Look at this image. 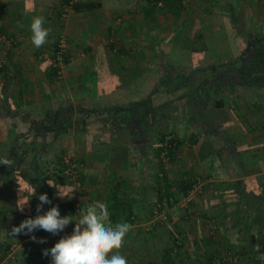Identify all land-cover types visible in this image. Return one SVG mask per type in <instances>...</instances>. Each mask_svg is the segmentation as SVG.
<instances>
[{"label": "crops", "instance_id": "obj_1", "mask_svg": "<svg viewBox=\"0 0 264 264\" xmlns=\"http://www.w3.org/2000/svg\"><path fill=\"white\" fill-rule=\"evenodd\" d=\"M66 1L0 0V159L13 162L0 166V258L16 248L9 264H52L43 250L70 235L75 223L59 235L11 233L35 218L38 197L47 194L52 203L39 214L58 206L62 217L78 222L89 205L101 201L113 224L130 223L122 252L128 264H207L227 250L237 254V264H264V88L226 76L216 84L207 80L208 71L188 79L192 67L230 64L211 60L217 49L227 50L212 43V36L224 25L233 30L231 19L239 24L236 34L250 33L256 27L246 30V20L264 19V0H165L162 7L149 0H81L65 17ZM34 16H43L52 29L39 49L30 42ZM62 38L67 48L60 79L52 59ZM163 68L204 84V100L217 98L203 104L198 93L201 105L185 109L182 119H175L183 112L178 108L159 114L156 130L176 134L179 143L166 166L156 155L155 134L150 141L139 123L126 125L101 111L120 98V90L107 94L99 85L109 69L167 76ZM224 78L231 86H224ZM44 122H52V129ZM63 158L78 161L80 186L59 173ZM196 182L202 194L188 211L179 204L186 192L179 202L167 203ZM160 201L171 220L147 231ZM213 220L219 225L215 232ZM178 233L184 246L171 254Z\"/></svg>", "mask_w": 264, "mask_h": 264}, {"label": "trees", "instance_id": "obj_2", "mask_svg": "<svg viewBox=\"0 0 264 264\" xmlns=\"http://www.w3.org/2000/svg\"><path fill=\"white\" fill-rule=\"evenodd\" d=\"M162 1L164 2L165 0ZM149 2L153 3L157 7L156 2ZM67 3L68 0L65 2V5ZM80 6L81 0L75 5L74 10L78 9ZM231 21L233 26H230L233 28V30L229 27V25H226V28L224 25V29L220 33H213L214 35L212 36L211 40L212 43L214 42L218 44V47L226 45L227 50L223 52L222 50L217 49L216 53L211 56V60H229L230 64L228 65H233L235 61L238 60L243 62L241 66L232 67L231 69L228 65H225V67H205L203 69H200V66L192 67L191 69H188V73H190L188 79H194L197 75H199V73H203V71H208L212 73L207 78V80L212 81L215 79L216 84H220L221 78L226 76L225 78H238L237 82H239L240 84H244L248 87L253 85L256 86V88H264V35H262L261 33H257L255 30H252L250 33H248V31L244 32L243 30L245 29L242 30V33L240 30V33L236 34L235 29H238L237 26L239 27V24L235 23V21H233L232 19ZM199 37L200 39L204 38L203 34ZM230 44L232 49L230 48ZM257 44H260L262 46L261 49L256 48L258 46ZM193 52L197 53L199 52V50H194L192 51V53ZM216 54H219V56H217ZM248 55L251 56L250 62L245 60ZM207 57H210V55H208ZM209 65L211 66L212 64ZM163 70L167 72V76H164L163 74L161 75L159 71H152L148 72L143 77H140V75L134 72H129L125 69H118L117 71H111L109 69L110 73L100 76L99 83L100 87L103 88L107 94L120 90V98H116L113 101L108 102L106 104V107L100 108L103 109L101 111L106 112L108 115H110V119L112 117H119V119L123 120L126 125H130L132 123H139L140 129L142 131L149 132L148 139L150 141L153 140L155 134L157 138L156 140H158L156 143V145H158L156 147V155L157 157H159V161L160 155L164 150L163 144L165 142L166 137L168 136V133L161 134L156 130V127H154V124L157 122L159 114L164 111H167L166 109L168 108H178L183 112L180 116H175V119L178 120L180 118H184L182 114L184 113L185 109L191 106H193L195 109L197 105H201L196 95H198L199 91L202 89L200 83H197L198 85H196L194 80H183V75H176V72L169 71L167 70V68H163ZM126 72L129 74V76H127ZM225 78L223 79L224 86H231V82ZM202 86H204V84ZM203 102H205V104H211L210 99L204 100ZM217 107H222V103L218 102ZM78 109H82V107L80 106L78 107ZM96 111L99 112V110ZM51 123L52 122H44V124L48 126L49 130L52 129L50 127ZM33 124L34 127H36L39 126L41 123ZM47 132V134L51 133L49 131ZM142 146H139V149L142 148ZM172 154L173 153H171V155ZM77 162L76 164L78 165ZM69 168L70 166L66 164L65 158H63L62 161L59 163V173L68 178L65 172ZM21 177L30 183H34V180H31L30 177L24 172H21ZM193 185L194 184H191L190 186H184L185 191H180L176 193V195L174 194V201L171 202L169 199L167 203L169 202V204L171 205L174 202H179V200L181 199V193L188 192L193 187ZM158 203L161 204V201ZM168 217L170 218V216ZM167 223L168 222L164 223V225ZM183 246V237L181 238V235L178 233L176 236L174 235V241H172V244L169 247V253L178 254L179 251L183 248ZM262 247H264V243ZM216 260H219L221 263H224L225 256L211 257L207 264H214Z\"/></svg>", "mask_w": 264, "mask_h": 264}, {"label": "clouds", "instance_id": "obj_3", "mask_svg": "<svg viewBox=\"0 0 264 264\" xmlns=\"http://www.w3.org/2000/svg\"><path fill=\"white\" fill-rule=\"evenodd\" d=\"M18 27L22 28L24 25L18 24ZM51 32L50 27H45L43 16L32 18L30 42L35 48L39 49L46 45ZM12 164L10 159H0V166L7 168ZM33 191L35 195L36 189ZM56 192L61 199L65 198L59 194L58 190ZM38 199L40 203L37 205L38 214L35 218L25 219L18 227L14 226L11 233L14 236L29 235L36 230H43L52 235H59L68 225L75 223L70 235L61 237L53 247L43 250L44 256L51 257L52 264H128L122 252L133 226L123 221L113 224L109 206L106 203L95 201L87 207L86 212L81 214L78 222H73V216H61L58 206H53L43 214H39L43 205L51 204L52 201L47 194L39 195ZM28 203L18 210L23 212ZM31 238L36 241L34 235ZM38 242L46 241L41 239Z\"/></svg>", "mask_w": 264, "mask_h": 264}, {"label": "built area", "instance_id": "obj_4", "mask_svg": "<svg viewBox=\"0 0 264 264\" xmlns=\"http://www.w3.org/2000/svg\"><path fill=\"white\" fill-rule=\"evenodd\" d=\"M80 0H68V3L64 5L63 8V14L65 17L68 16V14L71 11H74L75 5L79 2ZM151 2H156L158 7H162L164 5V2L162 0H149ZM66 48H67V43L66 39L62 38L59 42V44L56 47V53L53 56L52 59V65L57 69V77L62 79L63 78V72H64V60H65V54H66ZM178 137L174 133H168V136L165 139V142L163 144L164 150L162 151L160 155V162L166 166L170 163L172 159L171 153H173L177 147H178ZM66 164L70 166L68 170H66V175L74 181V183L78 186H80V171L78 169V165L71 161L69 158L65 159ZM202 193L201 189V184L200 182H196L193 187L186 192L184 195L183 199L180 201V206L182 209L188 211L192 204L199 198L200 194ZM75 210L78 211L80 208V205L76 203L75 205ZM162 205L158 203L155 212L153 213V220H152V226H148L147 230H152L155 226H157L159 223H166L169 222L171 219L163 213L162 210ZM212 231L215 232L219 228V225L217 222L214 220L212 221L211 224ZM16 248H12L7 255L4 258H0V264H9L11 260L15 259L16 256ZM262 256L264 257V247H262ZM225 256V262L221 263L219 260H216L214 264H237L238 263V256L236 253H234L232 250H227L224 253Z\"/></svg>", "mask_w": 264, "mask_h": 264}, {"label": "rangeland", "instance_id": "obj_5", "mask_svg": "<svg viewBox=\"0 0 264 264\" xmlns=\"http://www.w3.org/2000/svg\"><path fill=\"white\" fill-rule=\"evenodd\" d=\"M254 23H255V25H254ZM245 25H246V30H251V29H253L252 27L254 26V27H256V28H254V30L257 32V33H261L262 35H264V19L262 20V19H259V20H257L256 22H254V20H246V23H245ZM258 46L256 47V48H259V49H261V45L260 44H257ZM245 60H247L248 62H250V60H251V56H247V58H245ZM257 76V75H256ZM256 76H254V77H256ZM254 77H253V79H254ZM196 85H198L197 84V82H196ZM203 88H205V86H202ZM201 89L200 91H199V95H201L200 96V98H201V100H203L204 101V98L205 97H207V92H208V90L207 89ZM212 93V92H211ZM198 99H199V97H198ZM215 99H217V98H214V97H212L211 99H210V101H211V103L213 104V102H215ZM207 100V99H206ZM200 102V101H199ZM207 102V101H206ZM201 103H203L204 104V102H201ZM202 194V193H201ZM201 194H200V196H201ZM200 196H199V198H200ZM184 210V209H183ZM185 211V210H184ZM218 230V229H217Z\"/></svg>", "mask_w": 264, "mask_h": 264}]
</instances>
